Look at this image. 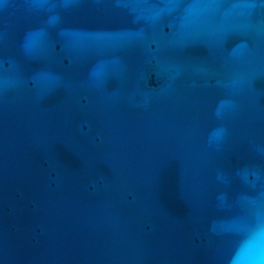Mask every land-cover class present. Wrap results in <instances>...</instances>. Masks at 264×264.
<instances>
[{
	"label": "water",
	"instance_id": "obj_1",
	"mask_svg": "<svg viewBox=\"0 0 264 264\" xmlns=\"http://www.w3.org/2000/svg\"><path fill=\"white\" fill-rule=\"evenodd\" d=\"M0 264H264V0H0Z\"/></svg>",
	"mask_w": 264,
	"mask_h": 264
}]
</instances>
